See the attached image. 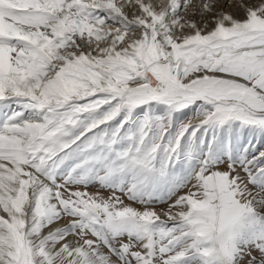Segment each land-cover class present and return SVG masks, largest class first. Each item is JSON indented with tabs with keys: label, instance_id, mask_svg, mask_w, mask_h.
<instances>
[{
	"label": "snow or ice",
	"instance_id": "obj_1",
	"mask_svg": "<svg viewBox=\"0 0 264 264\" xmlns=\"http://www.w3.org/2000/svg\"><path fill=\"white\" fill-rule=\"evenodd\" d=\"M0 264H264V0H0Z\"/></svg>",
	"mask_w": 264,
	"mask_h": 264
},
{
	"label": "rangeland",
	"instance_id": "obj_2",
	"mask_svg": "<svg viewBox=\"0 0 264 264\" xmlns=\"http://www.w3.org/2000/svg\"><path fill=\"white\" fill-rule=\"evenodd\" d=\"M229 11H231V9H228ZM252 255H254V256H256L257 258H259V253H258V251H253L252 252ZM248 259V257H245V260H247Z\"/></svg>",
	"mask_w": 264,
	"mask_h": 264
}]
</instances>
